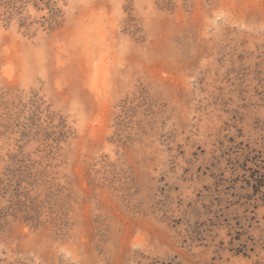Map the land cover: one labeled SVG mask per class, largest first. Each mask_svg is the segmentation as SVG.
I'll use <instances>...</instances> for the list:
<instances>
[{
    "label": "rangeland",
    "instance_id": "rangeland-1",
    "mask_svg": "<svg viewBox=\"0 0 264 264\" xmlns=\"http://www.w3.org/2000/svg\"><path fill=\"white\" fill-rule=\"evenodd\" d=\"M52 1L0 21V264H264V0Z\"/></svg>",
    "mask_w": 264,
    "mask_h": 264
},
{
    "label": "trees",
    "instance_id": "trees-1",
    "mask_svg": "<svg viewBox=\"0 0 264 264\" xmlns=\"http://www.w3.org/2000/svg\"><path fill=\"white\" fill-rule=\"evenodd\" d=\"M19 2L26 5L31 3L33 7H36V9L40 11L46 9L48 18L44 19V23L49 25L55 22V17L57 16V12H59L52 0H0V21L9 19L11 16L9 9L15 8L17 11H19L20 8L16 7L17 3ZM39 6L42 8H38Z\"/></svg>",
    "mask_w": 264,
    "mask_h": 264
}]
</instances>
